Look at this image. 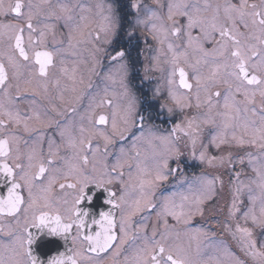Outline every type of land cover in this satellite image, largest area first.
I'll list each match as a JSON object with an SVG mask.
<instances>
[{
    "label": "snow or ice",
    "instance_id": "obj_1",
    "mask_svg": "<svg viewBox=\"0 0 264 264\" xmlns=\"http://www.w3.org/2000/svg\"><path fill=\"white\" fill-rule=\"evenodd\" d=\"M94 8L95 11L93 5L80 0H39L38 4L33 0H15L5 9L0 0V16L14 15L25 20L24 24L0 21V178L9 184L0 194V235L8 238L6 242L0 241V248L10 254L7 260L0 255V264H39L29 249L32 228L71 241L70 254L61 252L50 258L48 264H102L101 253L112 251L115 258L125 245L132 248V254L125 256L123 264H192L182 248L173 247L168 241L173 234L180 236L179 231H174L177 226L184 225L186 230L193 217L204 215L205 205L214 199L216 183L222 185L223 181L219 176L197 178L196 183L189 184L191 194L182 195L179 202L174 196L155 202L156 189L179 171V165L172 168L170 161L180 158L176 142L180 136L187 138L191 156L201 163L234 167L247 161L254 176L241 179L242 172H235L229 184L231 202L222 226L252 264H264V240L255 238V229H264V0H152L151 5L144 0H130L135 27L145 28L160 46L153 58V70L161 74L166 71L164 84L153 90L152 99L166 92L167 100L161 107L170 114L184 113L193 107L197 110L194 115L185 114L167 135L154 136L161 149L154 154L156 160L151 168L136 160L140 156L138 151L130 156L123 145L115 153L110 151L137 122L143 129L146 119L127 83L132 67L127 48L122 46L108 55L110 63L119 65L123 72V104L115 102V94L107 88L102 94H93L90 106L79 116L81 123L75 132L68 124L62 126L49 116V109L57 112V107L48 100L47 78L60 49H39L46 47L48 34L55 36V29L62 22L67 30L66 46L75 49L86 43L95 58V53L104 51L100 45L113 43L118 25L105 0H99ZM33 9L41 10L38 14L45 21L43 27L33 23L37 15ZM127 36L131 46L135 30ZM57 43L63 45V38ZM206 43L212 44V48H206ZM189 50L194 62L189 59ZM30 65L28 78L21 79L20 70ZM60 73L72 91L77 83H83L82 77L77 81L75 66H62ZM33 77L42 83L34 84ZM12 80L17 81L15 96ZM26 93L48 100V108L33 99L29 109L22 113L16 104ZM57 99L63 102V94ZM33 122L40 127H33ZM53 126L60 142L53 136L47 137L46 159L43 149L39 159L35 148L22 153L21 137L9 131L10 127H22L24 132H35L42 144L43 129ZM245 146L258 151L244 152L235 158L231 151H221ZM61 147L71 154L61 156ZM135 147L134 142L132 149ZM210 148L220 154H210ZM111 155H115V161L109 165ZM57 158L62 164L55 167V174H50ZM131 161H136L135 171H129L125 181L124 169H131ZM116 183L120 185L119 195L113 190ZM57 185L63 195L57 198L58 206H54ZM90 185L104 190V203L119 210V216L113 211L91 216L81 207L85 198L92 200L91 195L86 196ZM146 211L154 212L159 222V227H152L151 234L147 232L148 217L143 218L144 223L133 225L132 218ZM6 217L13 218L15 225L6 223ZM169 218L175 224L170 225ZM212 246L227 264H247L231 252L226 242H213ZM200 254L198 249L197 255ZM200 264H225V260L209 257Z\"/></svg>",
    "mask_w": 264,
    "mask_h": 264
},
{
    "label": "flooded vegetation",
    "instance_id": "obj_2",
    "mask_svg": "<svg viewBox=\"0 0 264 264\" xmlns=\"http://www.w3.org/2000/svg\"><path fill=\"white\" fill-rule=\"evenodd\" d=\"M15 0H3L5 9ZM27 3V0H24ZM81 2V0H80ZM99 2V0L97 1ZM33 3L38 4L39 0H33ZM146 4H152V0H144ZM95 0H92L93 11H95L94 5ZM106 7L111 5L114 16L117 22V32L113 37V43L109 45H100L104 51L95 53L93 56V50L88 44H80L75 49H69L67 45V30L64 28L63 23H59L55 29V36L49 33L47 36V43L45 48L39 50H54L59 48L60 51L55 57V66L51 67L48 72L47 84H48V100H51L57 107V112H51L49 109V116L57 121L60 125L68 124L71 131L75 132L76 126L81 123L79 116L84 113L91 103V97L96 93H103V90L107 88L110 93L115 94V102L123 104L120 94L123 91L121 86V79L123 72L119 65H112L108 59V55L115 50H119L122 46L128 49V53L132 60V67L130 69V76L127 81L129 87L139 100V111L142 112L146 119L144 121V127L141 128V124L137 122L134 127L125 134L124 140H117L115 145L110 149L115 153L121 145L128 149V154L134 156L135 152H139L140 156L136 158L142 166L151 168L156 160L155 153L161 149L159 141L154 139L156 135H167L173 128V126L184 119L185 114L188 116L194 115L196 109H186L184 113L174 111L168 113L166 108H162L161 105L167 100L166 92L156 99H152L153 90L158 86H163L166 77V71L161 74L159 71L153 70L154 57L158 55V48L160 47L155 40L152 39L151 35L148 34L147 30L143 27H135V14L130 8V0H105ZM154 7V5H153ZM27 11V9H26ZM34 13H37L33 23L39 27H43L45 23L43 16L38 13L40 9H33ZM46 12V9H43ZM166 11V8H165ZM143 15V12H141ZM210 15V14H209ZM0 21L12 24H24V18H17L14 15L0 16ZM135 30V36L132 40L131 46L128 45L127 33L130 30ZM63 34V36H62ZM197 31L193 32L196 35ZM63 38L64 44L59 45L57 42ZM25 41L27 42V32H25ZM175 42V41H174ZM7 41L5 40V44ZM39 47V46H38ZM206 48H212V44L206 43ZM166 51V48H165ZM74 53V54H73ZM198 56V54H196ZM189 59L194 62L193 53L189 50ZM163 57H161V61ZM63 62V63H62ZM66 66L71 69L73 66L78 68L77 81L83 78V83H77L75 91L71 90L70 83L60 73V68ZM167 69V65H164ZM94 69V71H92ZM32 70V66L24 67L21 71V79L28 78L29 71ZM110 78H106L109 77ZM59 80V85L53 83V81ZM194 83V81H192ZM13 84L12 95H16L14 85L17 83L16 80H12ZM33 83L38 84L42 81H38L33 77ZM66 85L68 86L66 88ZM63 94L64 100L61 102L57 97ZM205 94L202 92L203 98ZM33 99L37 100L38 104L43 105L44 108H48V100L41 99L40 97H34L31 93H26L23 96V100H19L16 107L20 111L26 112L30 107V101ZM86 124V121H84ZM33 127L39 128L40 125L33 122ZM149 129H151L149 131ZM9 131H15L16 134L21 137L19 144L21 152H26L31 148L36 149V157L39 159L41 155V149H43V155L45 159L48 154V143L47 137H55L57 143L60 142V137L57 135V129L49 127L43 129L44 141L41 144L37 141V133L35 132H24L23 128L12 129ZM179 136V134H177ZM207 135L205 133V142H207ZM136 137L140 139L136 140ZM135 142V149H132V145ZM180 148L179 160H171L170 167L177 168L179 165V171L176 175H170L167 181H164L156 189L154 193L155 202L159 203L164 197L174 196L175 200L179 202L182 195H190L189 184L196 183L197 178L207 177L211 179L219 176L223 181V184L216 183L215 185V196L214 199L209 201L205 205V212L203 216H195L191 222L187 225L185 230L184 225H179L174 231H179L180 236L176 237L174 234L168 241L173 247H180L186 252L192 261V264H200L201 261L209 260V257H218L222 260H227L220 255L218 251L212 246L213 242L224 241L227 243L231 252L242 260H245L247 264H252V261L237 247L236 242L232 239L231 235L226 233L223 229V222L227 217L228 205L231 202V193L229 191V184L234 177L235 172L241 171V179L254 176V173L248 167L247 161L244 165L236 163L234 167H229L225 164L222 167L210 166L209 164L201 163L199 159L193 158L190 153V149L187 146V138L180 136L176 141ZM210 154L219 155L215 148H210ZM221 151L233 153L234 158L243 155L244 152L256 153L258 150L251 146H245L244 148L232 147L230 149L223 148ZM71 151L67 148L61 147L60 155H70ZM198 154V153H197ZM115 161V155L108 157V163L111 165ZM135 162L131 161V169L126 166L124 169L125 175L124 180H128V172L135 171ZM62 161L57 158V163L53 169H50V174H55V167H60ZM89 169L91 164H89ZM186 181V182H185ZM9 184L5 179L0 178V194L6 191ZM94 186V185H90ZM90 186L86 189L90 188ZM103 190V189H102ZM113 190L119 195L120 185L116 183L113 185ZM104 191V190H103ZM25 197L27 193H24ZM63 194L59 191L58 185L54 188L53 192V205L58 206V197ZM92 196V195H91ZM131 196V194H130ZM130 198V197H129ZM86 199V198H85ZM245 204H247V197H244ZM92 206V205H91ZM89 205L88 208H91ZM82 208H87V204L83 201ZM92 211H89L91 214ZM114 214L119 216V210L113 209ZM144 217L147 219V232L151 234L152 227L156 225L159 227V222L154 212L146 211L135 217H133V225H139L144 223ZM20 219L23 220V213L20 215ZM6 223H12L15 225L13 218H5ZM242 223V222H241ZM169 224H175L174 221L169 218ZM250 226V225H249ZM162 230V229H161ZM32 233V243L29 245L30 252L39 261V264H48V260L52 257L57 256L59 253L64 252L66 255L70 254L69 249L72 247L71 241L67 237L50 236L46 230L39 228H32L29 230ZM118 231V229H117ZM201 233H207V236ZM255 238L264 240V229H255ZM7 237L0 235V241L6 242ZM213 249L212 255L210 249ZM200 250L201 254L197 255V250ZM114 250V249H113ZM132 248L125 245L118 257L112 256V251L107 253H101L99 260L102 264H123L125 256H131ZM0 255H4L7 260L10 254L4 253L3 249L0 248Z\"/></svg>",
    "mask_w": 264,
    "mask_h": 264
},
{
    "label": "water",
    "instance_id": "obj_3",
    "mask_svg": "<svg viewBox=\"0 0 264 264\" xmlns=\"http://www.w3.org/2000/svg\"><path fill=\"white\" fill-rule=\"evenodd\" d=\"M87 195H92V200L89 202L87 198L84 202L87 204V210L92 211L91 216H98L99 212L101 211H113L110 205H106L104 203L106 199V193L102 189H96L95 186H90V188L86 192ZM91 208H88V206ZM116 213V210H115Z\"/></svg>",
    "mask_w": 264,
    "mask_h": 264
},
{
    "label": "rangeland",
    "instance_id": "obj_4",
    "mask_svg": "<svg viewBox=\"0 0 264 264\" xmlns=\"http://www.w3.org/2000/svg\"><path fill=\"white\" fill-rule=\"evenodd\" d=\"M98 0H95V2L97 3ZM81 3L85 4V5H89V4H92V0H81ZM212 252H213V249L211 247L210 249V253L212 255Z\"/></svg>",
    "mask_w": 264,
    "mask_h": 264
}]
</instances>
